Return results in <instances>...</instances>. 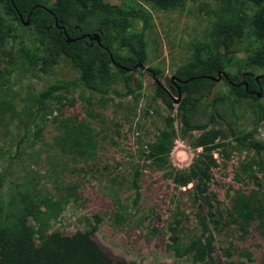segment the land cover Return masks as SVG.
Listing matches in <instances>:
<instances>
[{"label": "rangeland", "instance_id": "rangeland-1", "mask_svg": "<svg viewBox=\"0 0 264 264\" xmlns=\"http://www.w3.org/2000/svg\"><path fill=\"white\" fill-rule=\"evenodd\" d=\"M41 1L46 5L54 2ZM105 1L124 6L139 3L150 17L144 30L148 58L145 67L134 72L141 86L130 95L101 94L79 84L56 92L38 109L34 97L55 82L76 80L78 69L63 57L52 74H45L39 67L12 60L13 40L9 36L0 40V233L10 231L21 210L32 205L45 212L43 216L50 221L52 231L65 235L91 231L114 260L192 264L189 255L179 256L177 250L201 235L213 242L216 264H264V213L255 214L245 234L233 221L232 213L239 195L255 206L264 199V153L238 145L221 119L211 125L225 132L223 146L214 151L217 166L212 168L209 188L214 207L211 210L196 198L193 182L187 186L173 182L175 173L188 169L202 151L194 144L200 131H186L181 111L176 106L171 110L154 98L156 84L148 71L161 69L160 81L171 90L168 79L177 75L178 67L191 61L206 43L207 28L214 20L208 10L219 9L220 1L185 0L172 10L141 0ZM3 8L0 2V18L7 22L10 16ZM14 24L18 34L15 47L28 44L44 49L33 25L21 21ZM142 27L141 18L133 19L131 30ZM242 46L240 43L234 48L240 58L246 57ZM115 48L127 54L119 44ZM111 67L115 87L124 93V74ZM236 69L234 65L226 71ZM246 71L262 81L258 99L235 101L229 83L222 78L206 98L211 102L218 95L231 96L228 101L218 102L217 107L224 112L234 100L233 119L242 131L254 124V106L264 112V67ZM69 117L89 125L93 150L79 152L62 143L60 121ZM168 117L174 118L175 133L166 162L144 159L147 144L156 141L168 127ZM206 119L201 117L202 121ZM256 137L264 140V120ZM141 165L137 200L134 177ZM215 210L222 215L219 223L210 215ZM204 222L208 230L203 233Z\"/></svg>", "mask_w": 264, "mask_h": 264}, {"label": "trees", "instance_id": "trees-1", "mask_svg": "<svg viewBox=\"0 0 264 264\" xmlns=\"http://www.w3.org/2000/svg\"><path fill=\"white\" fill-rule=\"evenodd\" d=\"M141 1L152 2L163 10H172L182 5L185 0ZM219 1L221 3L219 9L208 10V13L214 15V20L207 28L206 43L196 51L191 61L177 69L178 77L188 79L186 83L177 82L183 94L177 105L171 94L173 92L177 95V85L168 79L172 91L169 90L160 81L162 70L148 69L156 84L154 98L161 99L171 110L176 106L181 111L180 120L186 131H200L194 144L202 151L188 169L175 173L173 182L178 186H187L193 182L196 198L211 210L214 207L209 188L212 168L217 166L214 151L223 146L225 136L224 131L211 125L217 119H221L238 145L264 153V140L256 137L258 127L264 120V112H259L257 106H254V124L251 129L242 131L237 120L233 119L234 100L229 102L224 112L217 107L218 102L228 101L231 96L218 95L211 102L206 101L216 83L210 77L216 76L220 70L229 76L222 79L229 83L230 93L236 96L235 101L246 97L258 99L256 95L248 92L257 89V80L252 72L246 70L250 67H264V0ZM0 2L4 4L3 9L10 16L7 22L0 18V40L4 36H9L15 43L18 34L14 22L25 23L29 18V24L34 26L44 43L43 50L28 44L15 47L13 43L10 55L12 60H20L24 65L39 67L42 72L49 75L52 74L53 67L64 57L79 71L76 80L55 82L36 95L34 100L38 109H42L46 100L54 97L56 92L69 90L79 84L101 94L116 95H130L141 86L140 81L135 79L134 72L140 67L144 68L148 58L144 30L150 24V17L139 3L138 6H124L105 0H54L50 5L44 4L41 0ZM56 18L76 41H67L62 30L56 25ZM138 18L143 20L142 29L131 30L133 19ZM96 32L100 35V43L88 37L79 38L84 34ZM240 43H243L242 48L246 52V57L243 58L234 54V48ZM116 44L125 48L127 54L116 50ZM139 63L142 65L133 71L129 69ZM234 65L237 67L235 71H226L228 67ZM111 66L124 74L126 88L124 93H120L115 87L116 76ZM129 71L131 72L128 73ZM2 75L3 68L0 63V78ZM203 116L207 117L205 121L201 120ZM167 125L166 130L161 132L156 141L147 144L144 159L166 162L175 133L173 117L167 118ZM60 126L63 129L64 145L79 152L93 150L94 143L89 136V125L86 122L69 117L62 119ZM142 172L141 165L134 177L137 200L140 196L138 178ZM0 209L3 211L2 206ZM232 209L233 221L245 234L255 214L264 213V199L255 206L249 198L239 195ZM43 214L45 212L39 207L28 205L17 215L11 230L0 233V264H137L133 260H114L96 242L89 230H79L72 235L52 231L50 221ZM216 214L218 218H215ZM210 215L213 221L220 222L222 217L220 211L215 210ZM31 218L35 220L34 223L30 222ZM203 228L204 233L208 230V224L204 222ZM214 249L213 242L200 235L184 244L177 250V254L189 255L192 264H216Z\"/></svg>", "mask_w": 264, "mask_h": 264}, {"label": "water", "instance_id": "water-1", "mask_svg": "<svg viewBox=\"0 0 264 264\" xmlns=\"http://www.w3.org/2000/svg\"><path fill=\"white\" fill-rule=\"evenodd\" d=\"M29 24V18L25 21V25ZM56 25L59 29L62 30L63 34L66 36L67 38V41L68 42H74L76 41V38H72L70 37V35L67 33V29L63 26V25H60L59 24V21L58 19L56 18ZM82 37H88L89 39L91 40H96L98 43L101 42V39H100V35L99 33H94V34H84L82 36H80L79 38H82ZM142 65V63H139L138 65H133L131 66L129 69L131 71H133L136 67ZM245 76H247V73L245 74ZM222 77H225V78H228L229 76L227 75V73L223 70H220L216 76H211L210 78L214 81H218L220 80ZM176 85H177V82H181V83H186L188 82V79H181L180 77H178L177 75H173L171 78H170ZM256 79H259V76H256ZM245 87L246 89H248V84L245 82ZM177 90H178V93H177V97H173L174 98V103L178 104L180 101H181V98H182V91L180 89V87L177 85ZM249 93H251V91H248ZM261 93H262V88L260 87L259 90L257 92H255V95L257 97H260L261 96Z\"/></svg>", "mask_w": 264, "mask_h": 264}, {"label": "flooded vegetation", "instance_id": "flooded-vegetation-1", "mask_svg": "<svg viewBox=\"0 0 264 264\" xmlns=\"http://www.w3.org/2000/svg\"><path fill=\"white\" fill-rule=\"evenodd\" d=\"M257 80V89H252V90H249V91H251V93L252 94H254L255 95V92H257L258 90H259V88L261 87V83L262 82H260L261 80H259V79H256ZM176 85V84H175ZM262 88V87H261Z\"/></svg>", "mask_w": 264, "mask_h": 264}]
</instances>
